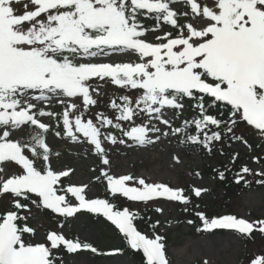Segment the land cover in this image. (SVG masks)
<instances>
[{"label": "snow or ice", "instance_id": "6c2138e0", "mask_svg": "<svg viewBox=\"0 0 264 264\" xmlns=\"http://www.w3.org/2000/svg\"><path fill=\"white\" fill-rule=\"evenodd\" d=\"M241 126L264 138V0H0V198L9 204L0 212V264H69L82 253L125 250L141 264H170L160 221L140 231L139 210L121 201L162 214L156 202L189 212L191 196L113 173L110 149L164 138L209 153L225 139L251 148ZM49 136L94 158L102 197L89 196L90 183L65 182L76 169L60 165ZM244 174L264 177V167L243 166L237 184ZM207 191L191 190L196 198ZM34 209L56 220L42 239L30 225ZM85 215L106 221L124 247L101 252L71 238ZM195 216L198 232L264 235V219Z\"/></svg>", "mask_w": 264, "mask_h": 264}, {"label": "rangeland", "instance_id": "374dc122", "mask_svg": "<svg viewBox=\"0 0 264 264\" xmlns=\"http://www.w3.org/2000/svg\"><path fill=\"white\" fill-rule=\"evenodd\" d=\"M259 140L261 141L258 139L257 143L260 142ZM171 141L172 139L164 138L154 145L145 147L116 146L111 148L109 154L112 161V172L116 174L131 173L135 176H142L149 182L164 183L173 188L186 186L191 190L193 187L205 188L208 191L203 192L201 198L206 201L210 200L214 195L213 180L201 172H196L206 161L200 160L196 154L184 155L172 146ZM48 142L55 150L62 152V158L59 161L61 166L76 169L70 178H65V182L90 183L89 196H101L104 186L94 182L93 178L96 173L90 171L91 168L97 167L94 158L86 156L82 151L75 150L71 145L64 144L54 136H49ZM236 147L250 155L249 159L252 160L250 168L253 169L254 173L262 168L261 164L253 161L251 148L243 142H240ZM220 194L221 192H218L219 196ZM8 207V201L0 198V212ZM159 207L163 208V213H158V220L161 224L160 232L162 235L169 236L166 255L170 264H243L246 258L251 261L254 260L263 247L262 242L251 244L246 254L242 238L233 231L193 236L190 234L187 225H179V212L175 205H170L168 201H164ZM133 208L135 207L133 206ZM234 212L238 218L247 219L249 222L256 217L264 219V188L249 190L235 205ZM30 223L33 227H40L37 233L42 239L44 237L43 229L48 227V222L35 212V218L31 219ZM69 236L102 246L110 244L116 246L121 243L120 238L113 230L105 232L101 227L88 223L84 217H81L80 221L70 229ZM69 264L135 263L125 255L97 258L86 252L72 258Z\"/></svg>", "mask_w": 264, "mask_h": 264}, {"label": "trees", "instance_id": "16d2710c", "mask_svg": "<svg viewBox=\"0 0 264 264\" xmlns=\"http://www.w3.org/2000/svg\"><path fill=\"white\" fill-rule=\"evenodd\" d=\"M113 93L110 90L109 96H111ZM118 94V93H117ZM107 102V99L105 100V103ZM101 108L103 110V104L101 105ZM185 118H191L190 111L186 112ZM237 133L243 135V137L247 140L249 145H251L252 150V159L259 158L260 163L262 167H264V138L259 137L255 130H252L250 127H244L241 126L239 129H237ZM261 139L259 143H257V140ZM239 141H233L225 139L222 143H216L213 147V150L211 153H209L207 150H204L200 147L191 146V145H182L177 142L175 138H172L171 144L172 146L179 152H182L184 155L191 156L192 154H196L200 160H205L206 163L202 164L199 169L196 170V172H201L205 175H207L211 180H213V192L214 195L210 200H203L201 197L196 198L194 195H192L191 189L186 187H179L183 188L185 190V194L191 196L192 204L189 205L190 211L185 212L183 210V206L176 203V202H168L170 205H175L178 209L179 215H178V222L180 226L187 225L190 230V234L193 236H206L214 233H223V230H213L212 232H198L196 229L197 227H202L201 222L199 219L195 216V211H202L205 213V215L209 218L218 217L222 215H236L234 212L235 205L242 199V196L246 194L251 189H263L264 185L258 184L257 180L264 179V177L256 176L254 174H244L245 180L241 181L239 184L235 182V178L237 173L240 171V169L243 166H247L250 168V165L252 163V160H250V155L245 154L241 150L237 149V145L239 144ZM239 154L235 162L233 163V156L235 154ZM251 169V168H250ZM225 172V179L220 180L219 179V172ZM247 181V183H245ZM218 192H221L220 196L218 195ZM104 191L101 195L103 196ZM164 200H160L156 202V206H159ZM199 204L198 209H194V205ZM120 206H130L135 207L139 210L140 215L144 218L143 220L137 221L138 228L140 231L148 232L150 233L152 230L149 227L150 223H154L158 220V213L155 212L154 207H143L140 204H133L131 202H124L121 201ZM226 212H223V211ZM34 212L39 213L44 219L48 222V227L43 229L44 236L46 235L47 231L54 230L57 228L56 220L54 217L45 215L42 211L34 209ZM85 218V220L88 223H91L95 225L96 227H101L105 232H108L110 230H113L112 226H110L106 221H104L102 218H96L90 215L82 216ZM151 217V220L148 218ZM188 219H193L195 221L194 224L189 225L187 223ZM261 217H256L254 220H260ZM31 225V223H30ZM32 226V225H31ZM36 230H40V227H34ZM161 229V224L159 226V232ZM161 234V232H160ZM166 237V246L168 247L169 244V236L164 235ZM258 242H262L263 247L261 248L259 254L257 257H264V235L260 234L259 232H254L252 238H242V244L245 247L246 254L248 253V249L250 248L251 244H256ZM98 250L101 252L104 251H110L114 248H123L124 245L121 242L119 245L112 246L111 244L108 246H102L100 244H93ZM166 247V251H167ZM92 254V253H91ZM94 257L97 258H108L110 256H104V255H95L92 254ZM125 256H128L135 264H141V257L131 251L125 250L124 254ZM256 257V258H257ZM255 258V259H256ZM253 261V260H252ZM248 258L245 259L243 264H251L252 262Z\"/></svg>", "mask_w": 264, "mask_h": 264}]
</instances>
